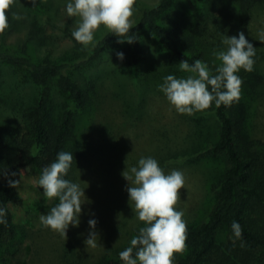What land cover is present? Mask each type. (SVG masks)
<instances>
[{
	"label": "trees",
	"instance_id": "16d2710c",
	"mask_svg": "<svg viewBox=\"0 0 264 264\" xmlns=\"http://www.w3.org/2000/svg\"><path fill=\"white\" fill-rule=\"evenodd\" d=\"M173 1L158 0L154 6L142 9L125 36L117 37L106 29L87 47L74 40L72 55L59 59L34 60L27 51L28 43H33L36 50L51 45L41 19L29 18L23 11L19 13L23 19L14 18L19 9L26 11L30 6L17 7L11 2L4 10L8 25L0 31V41L19 28H25V39L16 44L0 43V64L6 66L0 70V80L10 91L9 98L0 96V205L7 208L8 221L6 226L0 225V264L14 258L24 240L10 210L11 205H22L23 198L9 186L8 175L24 166L39 178L58 152L67 151L74 159L66 178L74 182L78 162L87 153L86 140L76 128L77 114L90 103L95 85V78L85 73L106 49L115 46L125 54L123 63L134 69L140 84L148 81L143 64L145 34L157 37L170 59L178 64L184 59L190 64L199 59L214 72L218 63L207 59H213V35L209 40L206 29L189 31L180 15L169 23L158 21ZM194 1H210L206 20L218 34L237 32L244 17L264 5V0H236V10L231 11L228 3L218 0ZM43 8L46 21L53 23L49 12L58 15V5L45 0ZM129 39L133 42L128 43ZM238 75L242 79L238 102L219 108L213 104L190 117L195 135L189 146L192 161H218L222 167L211 185L214 200L206 218L196 223L185 221L186 246L183 252L174 254V264H264V140L253 138L249 128L250 104L264 95V74L254 67ZM234 220L243 229V247L240 240L233 244L229 239ZM129 245L130 241L105 250L95 264H122L119 253Z\"/></svg>",
	"mask_w": 264,
	"mask_h": 264
},
{
	"label": "rangeland",
	"instance_id": "374dc122",
	"mask_svg": "<svg viewBox=\"0 0 264 264\" xmlns=\"http://www.w3.org/2000/svg\"><path fill=\"white\" fill-rule=\"evenodd\" d=\"M218 1L228 3L231 11L236 10L233 5L236 0ZM12 2L17 7L30 6L26 11L19 9L17 13L23 11L29 18L41 19L42 27L51 40V45L37 50L33 43H28L27 51L34 60L39 57L59 59L72 55L75 47L72 31L79 18L67 17L65 0H53L59 7L58 15L49 12L53 23L46 21L43 8L45 0H38L34 7L30 0ZM157 2L135 0L131 23L139 18L142 9L154 6ZM210 5V1L174 0L158 21L169 23L180 15L181 22L189 31L206 29L209 40L213 35L211 43L216 45L212 47L215 51L224 49L221 43L224 36L243 32L256 48L254 67L264 74V40L261 35L264 33V5L253 8L244 17L241 29L237 32L228 30L220 31L219 34L213 24L206 20ZM23 29L19 28V31L5 36V40L0 43L16 44L24 40ZM104 30L106 28L103 25L97 29L94 41ZM144 38L143 64L148 71V81L145 83L140 84L134 69L117 59L119 50L115 46L106 49L94 66L87 73L84 72L95 78V85L90 103L77 114L76 121L78 133L87 145V153L80 158L74 173V182L79 183L85 193L80 225L70 226L66 237L41 227L39 216L50 211L59 202L58 198L46 200L42 196L43 190L36 183L38 178L24 166L8 175L9 181L19 180L15 188L22 196L23 203L20 206L11 205L10 210L13 222L22 232L24 240L21 251L14 258H9L7 264H95L105 250L129 242L135 230L144 223L137 220L130 206L126 191L128 181L123 178L122 172L136 165L141 156L156 158L165 173L173 169L183 172L185 186L179 190L176 207L184 212L183 219L186 222L196 223L208 215L214 200L211 185L218 178L222 166L218 161L202 158L192 161L189 146L193 144L195 135L191 115L178 114L170 107L163 93L158 91L163 77L172 74L179 78L189 74L178 70V63L170 59L169 52L157 37L145 34ZM206 50L210 51L208 48ZM210 52L213 59H207L219 64L213 52ZM257 60L261 62L257 64ZM5 68L0 64V70ZM0 96L10 97L6 83L1 80ZM249 128L253 138L264 140V95L250 104ZM93 218L98 221L95 229L98 234L97 246L86 248L85 240L90 231L88 220Z\"/></svg>",
	"mask_w": 264,
	"mask_h": 264
},
{
	"label": "clouds",
	"instance_id": "9594fccd",
	"mask_svg": "<svg viewBox=\"0 0 264 264\" xmlns=\"http://www.w3.org/2000/svg\"><path fill=\"white\" fill-rule=\"evenodd\" d=\"M11 2L0 0V31L8 25L4 10ZM30 3L35 6L38 0H30ZM134 4L135 0H65L64 11L69 18H79L72 37L87 47L94 42L95 32L101 25L117 37L129 34L133 27L130 17ZM13 15L17 20L24 18L19 14ZM261 35L264 40V33ZM126 41L133 42L130 39ZM221 43L224 49L213 52L220 62L214 72L202 60L197 59L190 64L184 59L177 65L178 70L189 75L178 78L169 74L162 78L158 91L163 93L178 114L193 115L209 109L213 104L219 108L238 102L242 84L238 73L241 70L253 71L256 48L243 32L226 35ZM116 57L123 61L125 54L117 52ZM73 159L72 152H58L55 160L42 169L36 181L46 200L58 198L59 201L50 211L39 216L40 226L63 237H66L70 226L80 225L82 205L85 203L84 189L79 183L66 178ZM122 176L128 181L126 191L130 206L144 226L130 240V245L119 253L120 261L122 264H174V254L184 251L187 238L184 212L176 207L179 190L185 186L183 172L173 169L165 173L156 158L141 156L136 165L122 172ZM18 184L19 180L9 181L10 187L15 188ZM7 223V208L0 205V225L6 226ZM97 223L95 218L88 220L90 231L85 240L86 248L97 246ZM231 231L229 239L233 244L240 240L243 247V229L238 221L232 222Z\"/></svg>",
	"mask_w": 264,
	"mask_h": 264
}]
</instances>
